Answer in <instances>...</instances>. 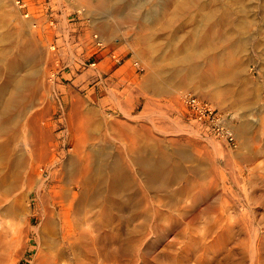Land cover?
Segmentation results:
<instances>
[{"label": "rangeland", "instance_id": "obj_1", "mask_svg": "<svg viewBox=\"0 0 264 264\" xmlns=\"http://www.w3.org/2000/svg\"><path fill=\"white\" fill-rule=\"evenodd\" d=\"M242 1L248 8V20L251 17L253 21L250 19L247 28L236 34L233 44L238 49L233 54L246 70L241 80L220 84V94L235 96L234 103L220 106L186 82L175 92L144 87L146 67L127 41L140 28L148 29L150 25L142 21L130 19L121 25L123 32L129 30L128 36L112 27L103 33L105 46L101 48L97 45L101 33L74 0H0V32L5 20L11 21V26L33 20L32 30L44 56V95H38L33 109L22 108L20 122L9 135L14 132L13 146L26 158L32 156L44 137L49 156L42 164L44 171L37 168L34 174H43L46 187H35L19 200L17 212L9 211L10 203L0 188V264H264V0ZM153 2L164 4L165 0ZM143 11L139 19L147 16ZM238 18V14L233 16ZM135 22L140 24L139 29ZM194 22L183 31L172 28L166 40L174 38L176 32L192 35L197 25ZM177 23L174 21V25ZM168 42L162 46L172 44ZM154 60L151 54L150 66ZM186 94L211 102L230 128L248 121L252 159L239 158L246 149L238 139L232 146L206 133L184 107L182 97ZM240 94L244 95L245 106L236 107ZM36 111H41L42 117L38 125H32L30 117ZM84 124L83 149L87 153L101 150L116 154L117 146L132 142L133 129L145 128L148 136L138 137L139 142L150 140V150L155 153L183 156L174 162L181 178L172 183L168 194L141 189L137 201L136 197L132 200L122 196L125 203L131 199L141 206L137 212L130 207H109L104 201L86 207L84 247L76 248L75 253L68 244L62 246V222L57 215L48 235L41 233L40 225L48 212H54L49 194L61 189L60 171L74 154L77 127ZM125 126L132 130L124 141L125 136L118 133ZM9 135L0 136V143ZM2 163L0 180L6 177L5 172L7 176L11 173ZM51 170L58 172L53 180ZM24 189L14 196H22ZM24 203L26 206L21 205Z\"/></svg>", "mask_w": 264, "mask_h": 264}, {"label": "bare ground", "instance_id": "obj_2", "mask_svg": "<svg viewBox=\"0 0 264 264\" xmlns=\"http://www.w3.org/2000/svg\"><path fill=\"white\" fill-rule=\"evenodd\" d=\"M153 1L155 0H74V4L85 15L92 17V24L102 34H98L102 46H105L103 33L111 30L112 27L116 29V32L117 30L121 32L123 29L120 27L126 20L135 19L146 23L145 26L150 25L148 29L145 27L147 29L145 31V29L142 30L144 27L139 29L140 24L137 26L135 22V26L141 31L131 38L128 36L129 30L122 31L128 36V46L135 57L146 67L143 78L145 88L160 92L165 90L175 92L180 84L184 85L186 82L187 86H193L196 89V93L210 98L220 106L234 103L235 96L224 95V92L220 94L218 87L225 82L233 83L241 80L246 70L243 63L237 62L233 54L234 49H238L233 44L236 34L243 32L250 24L251 17L248 20V8L244 2L234 0V3L230 4L228 0H220V4H217L218 0H212L211 4L208 3L209 0H165L164 4H155ZM121 4L125 7H119ZM141 9L147 12L145 14L143 11L147 16L140 20L138 15H141L139 14ZM236 11L239 12L236 13ZM105 13L107 15L103 17ZM134 14L137 17H134ZM236 14L239 16L237 20L233 19ZM26 16L29 18L28 14ZM176 20L178 23L174 25ZM194 21H197V25L192 35L176 32L174 38L171 36L169 40H166L172 28H177L175 31H183L188 23ZM3 22L5 27L1 24L4 28L0 32V79L3 80L0 83V136H8L9 131L20 120L18 117L24 110L22 108L25 106L26 110L33 109L39 101L38 95L44 93L45 86L41 79L43 73L41 64L44 56L32 30L33 20L18 22L15 26L10 25L11 21ZM106 35L108 37V34ZM164 41L172 44L162 46ZM151 54L155 59L153 66L149 63ZM243 96V94L237 96L236 107L245 106ZM41 117V111L34 112L30 117L32 125H38ZM247 122L243 121L238 126H231L232 129L227 125L231 131H234L232 133L236 141L238 139L240 145L246 149L245 152L240 153L241 160L252 159L250 146L252 134ZM84 126L85 124L77 127L78 136L74 154L60 171L59 182L63 183L59 186L61 189H56V192L49 194L54 212H48L40 225L41 233L44 236L48 235L47 232L51 231L57 215L62 222V246L66 248L68 244L70 251L75 253L76 248L83 250L84 247L82 224L85 220L86 207H94L104 201L109 207H118L121 210H128L130 207L134 213L137 212L141 206L137 202L132 203L131 199L134 200L136 197L137 201V195L141 189L154 193L165 191L163 193L168 194V188L172 183L181 178V171L174 162L178 157L183 156L178 154L177 157L173 153H155L150 150L152 148L149 139V141L147 139L143 141L144 144L139 142L138 137L148 136V130L145 128L139 131L136 130L137 128L133 129L132 142L128 143L130 141L126 140L129 145L125 144L128 146H117L116 154L101 150L94 151L92 154L87 153L83 149L86 144L87 129ZM131 130L132 128L125 126L118 136H125L123 138L125 141L127 135L130 137ZM13 134L14 132L4 143H0V161L2 160L3 166L11 171L8 176L5 172L6 177L0 180V188L3 189L5 198L10 203L9 211L17 212L16 203L19 200L29 196L35 187L38 190L46 187L45 181L41 178L43 174L41 172L40 174L37 172V176L34 174L37 168L43 169L42 164L49 159V156L44 137L32 156L26 158L23 154H19L13 146L15 141ZM51 171L49 175L53 180L58 172ZM23 181H25L24 185ZM33 182L35 183L32 184ZM23 186H25L23 195L14 196ZM124 194L132 197L129 198L130 201L127 200L128 205L121 199ZM21 205L26 206L25 203ZM22 209L25 210L23 206ZM53 245L52 242L51 247Z\"/></svg>", "mask_w": 264, "mask_h": 264}, {"label": "built area", "instance_id": "obj_3", "mask_svg": "<svg viewBox=\"0 0 264 264\" xmlns=\"http://www.w3.org/2000/svg\"><path fill=\"white\" fill-rule=\"evenodd\" d=\"M18 4L20 5V1ZM21 7L23 8L25 5H22ZM97 45L101 48L104 47L101 45L100 41L97 42ZM117 62L121 63V59H117ZM91 66L95 67L96 63H93ZM182 102L184 107L189 111L192 119L199 123L206 133L224 139L232 146L237 145L236 138L232 131L227 127L225 119L211 103L190 94L184 95L182 97Z\"/></svg>", "mask_w": 264, "mask_h": 264}]
</instances>
